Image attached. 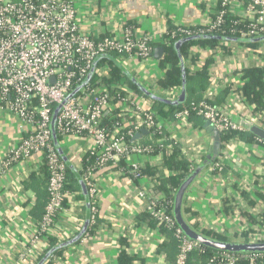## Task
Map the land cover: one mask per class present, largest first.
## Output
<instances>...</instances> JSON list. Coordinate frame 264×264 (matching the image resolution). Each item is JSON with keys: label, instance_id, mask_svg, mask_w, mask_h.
Returning a JSON list of instances; mask_svg holds the SVG:
<instances>
[{"label": "crops", "instance_id": "obj_1", "mask_svg": "<svg viewBox=\"0 0 264 264\" xmlns=\"http://www.w3.org/2000/svg\"><path fill=\"white\" fill-rule=\"evenodd\" d=\"M72 2L82 31L101 37L107 30L130 24L138 34H148L155 38V50L162 47L156 42L158 36L170 31L169 28L203 25L207 18L214 16L218 0ZM235 10L239 12L241 6L238 5ZM239 45L243 44L227 39L220 46L216 59L207 50L197 55L201 63L208 57L213 61L210 65L213 76L208 75L202 96L217 105L230 103L229 114L239 126L245 122L264 129V110L256 112L251 103L248 107L244 106L238 95H230L229 87L226 93L220 89L221 85L217 90L210 91L214 76H224L230 69L237 72L245 67L264 65V56L256 59L257 53L264 49V40L257 48L258 52L239 50ZM163 54L164 49L161 57ZM155 59L157 61L153 62L149 73L148 69L139 70L138 64L127 57L116 60L126 70L132 71V74L138 69L142 78L154 81V78L162 77L161 70H164L158 62L161 58ZM207 91L211 92V96H207ZM259 113H263V119L255 124ZM159 119L163 125L165 146L151 154L126 157L127 166L136 163L142 168L158 167L165 156L163 152L166 146L169 143L177 144L192 166H204L184 193L182 213L185 221L198 232L206 229L223 234L231 242H245V238L248 240L246 242H251L250 235L252 232L255 234L254 229H257L256 217L264 216V190L261 186L264 182V164L261 148L244 139L231 138L224 146L221 145L219 157L223 164L222 170L211 172L210 165L206 167L203 163L212 143L210 133L204 128V119L194 117L188 123L177 121L175 117L159 116ZM26 129L27 126L18 118L0 110V264H32L39 252L48 246L45 235L38 239L33 237L42 216L32 214L35 212L37 196L30 177L41 174V155L32 153L27 159L9 167L2 164L8 149L21 140ZM241 130L246 136L251 134L242 127ZM138 141L146 145V141L151 145L156 143L146 134H141ZM90 143V139L74 137L61 141V152L75 170L80 169L82 156ZM172 174V171H163L164 176ZM156 176L143 175L134 184L123 170L106 167L99 172L96 178L97 212L94 221L89 220L90 225L95 224L90 233L69 245L61 254L55 255L51 264H119L118 257L122 251L134 257L130 264H171L177 255V246L159 228L149 226L146 222L138 223L137 220L139 215L145 213V200L137 195V190L154 187ZM83 196L85 200L80 199L76 192H66L65 204L46 229L47 235L59 241L75 239L90 216L88 195L84 193ZM186 264L191 263L187 261Z\"/></svg>", "mask_w": 264, "mask_h": 264}, {"label": "built area", "instance_id": "obj_2", "mask_svg": "<svg viewBox=\"0 0 264 264\" xmlns=\"http://www.w3.org/2000/svg\"><path fill=\"white\" fill-rule=\"evenodd\" d=\"M221 5L226 7L228 13L238 16L239 21H246L243 29H231V33L237 32L240 39L264 36V0H221ZM238 5L241 10L236 12ZM213 15L201 26H176L160 34L156 42L160 46L169 45L178 36L219 29L224 21V10ZM107 31L101 37L82 31L72 0H0V110L15 116L27 126L26 134L8 149L2 164L9 167L27 159L32 153H39L46 160L49 174L48 200L33 234L34 239L45 235L46 229L62 208L66 195L63 190L65 164L56 154L51 139V119L57 107L54 128L62 136L61 141L74 137L90 139L91 142L84 153L88 152L92 160L83 168L82 180L93 205L90 208L92 221L97 212V174L130 155L151 154L155 149L165 146L161 138L156 139L154 145H146L138 141L139 138L134 139V135L145 128L146 136L150 139L155 138L156 134L164 137L163 125L152 106L151 96L173 101L179 96L181 87L161 89L156 81L158 78L148 81L139 75L138 69L133 74L127 70L147 96H137L128 87L124 77L110 87L104 85L102 79L110 68L107 63L95 65L101 55L114 53L115 59L127 57L138 64L139 70L148 69V73L157 61L153 57L155 38L152 36L138 34L130 24ZM238 49L248 50L244 45H239ZM204 50L216 59L220 45L214 48L194 47L186 58L185 64L189 71L201 66L198 59L192 58ZM262 56L264 49L257 53L256 59ZM161 71L164 75V70ZM90 73L95 80L86 81L70 95ZM225 74L213 77L210 91L217 90L219 85L222 87L220 89L229 87L230 95H238L244 106H250L247 98L237 92L244 83L240 71L230 69ZM208 75L213 76L211 66ZM208 91L207 96H211ZM229 104L213 105L203 100L193 101L188 108L179 111L175 118L188 123L190 111H194L196 115L209 120L219 133L241 130V126L229 114ZM106 114H109L110 119L119 118L112 129H107L103 122ZM262 119L263 113H259L255 124ZM256 139L262 141L261 160L264 164V141L258 137ZM172 144L166 146L164 155L170 153ZM140 168L136 163L130 166L131 182L143 176ZM222 168L218 155L211 163L210 170L220 172ZM261 186L264 190V182ZM137 195L145 200V210L151 216L166 228H174L178 243L173 264H186L190 252L199 247L196 241L188 239L178 226L175 227L173 214L168 212L163 194L152 186L137 190ZM256 223V233L250 235L251 242H264V216H257ZM211 260L216 261L214 264H238L239 260L247 264H264V252L222 251Z\"/></svg>", "mask_w": 264, "mask_h": 264}, {"label": "trees", "instance_id": "obj_3", "mask_svg": "<svg viewBox=\"0 0 264 264\" xmlns=\"http://www.w3.org/2000/svg\"><path fill=\"white\" fill-rule=\"evenodd\" d=\"M224 10L223 16V24L222 27L219 29L213 30L208 33H197L188 36H178L172 40L169 45L162 46L164 49V54L160 60H158L159 65L164 69V75L161 78H158L156 81L161 89H168L172 87H181L183 84V72L185 75V92L186 98L181 103H168L167 101L163 100L160 97H151L152 99V106L156 112L161 117L172 118L175 115L183 110L184 108H188L191 102H198V101H207L213 105L214 102H211V99L208 97L202 96L203 92L205 91L206 84L208 82V68L212 64V58H206L200 67L196 68L194 71H189L185 60L190 53V51L195 46L201 47H211L214 48L217 45L222 46L223 41L229 38L240 39L238 37L237 32L231 33V29L238 30L243 29L245 27L246 21H239V17L228 13L226 7L221 5V0H218L216 5V12L220 10ZM248 21V20H247ZM191 27V26H190ZM174 29L169 28V30ZM264 36H256L251 38L243 39V42H237L239 44H243L250 50L257 51V48L263 42ZM183 40L179 49H175V42ZM154 46V45H153ZM223 48V47H221ZM116 58L114 53L101 55L99 56L96 61L95 65H101L102 63H107L109 65V72L106 76L103 77L102 83L108 87L113 85L117 81H119L122 77L125 78V82L129 88H132L133 91L137 94L147 96V93L138 85L136 81H134L132 75L126 73L124 69L117 64L112 59ZM197 56L193 57V60H197ZM184 59V60H183ZM170 64V66H168ZM241 79L244 80V83L240 88L237 89V92L244 95L248 102L253 104L254 110L256 112H262L264 110V66H252V67H245L240 70ZM88 77V76H87ZM95 77L93 75L89 76L87 81H94ZM77 87V86H76ZM75 87V88H76ZM228 87L223 89L222 92L226 93ZM109 114L104 116L103 122L106 124L107 129H112L114 124L117 123L118 117L110 119ZM194 117H200L196 115L194 111H190L189 119ZM201 118V117H200ZM55 139L59 143L62 140V136L55 130ZM162 139L163 145L166 144L163 140V135H155V138H152L154 142L156 139ZM220 138L222 142V146L231 138H239L244 139L246 141L254 143V145H258L259 147L262 145V141H259L253 136L249 134L246 136L242 130H231L227 132H221ZM54 144V138H52ZM130 140V138L128 139ZM149 144V141H146ZM156 144V143H154ZM55 146V145H54ZM56 154L62 159V154L60 149L58 150L55 146ZM156 151V149L154 150ZM63 160V159H62ZM92 160V157L88 154V152L84 153L80 163V169L75 170L69 162L64 161L65 164V178L63 182V190L65 192H76L78 193V197L80 199L85 200L83 190H87L86 186L80 178H82L83 168L86 164H88ZM43 164L41 168V174L35 175L30 177V181H33L35 191H36V204H35V212L33 211V215L35 216H42L44 213L45 204L48 200V193H47V181H48V168L46 165L45 158H42ZM212 161H204L203 163L206 164V167L211 165ZM108 167H113V169H120L125 171V174H130V166H127L125 159H121L117 164L110 165ZM195 166L190 165V161L184 156L181 148L177 144H173L172 149L169 154L163 157L161 164L157 167H144L140 168V173L142 175H149V176H156L155 178V185L154 188L157 191H160L164 198L165 204L167 205L168 212L172 215L173 209V200L174 195L182 184V182L188 177V175L193 172ZM172 171V175L164 176L163 171ZM197 176V175H196ZM195 176V177H196ZM193 180L189 183L194 181ZM188 185V186H189ZM187 186V187H188ZM88 193V191H87ZM86 193V194H87ZM87 203L89 205V213L90 208L93 206L91 200L87 199ZM65 204V197L62 201V205ZM91 214V213H90ZM264 215V214H263ZM90 216L87 219V223H85L83 230L78 233L75 239L71 241H59L57 238L47 235L45 232V236L47 238L48 246L41 250L37 255L36 259L33 260L32 264H37L49 251L52 250L51 253L44 259L41 264H51L52 258L55 255L61 254L62 251L67 248L72 243H77L85 234L90 233L91 227L90 225ZM138 223L146 222L149 226H155L159 228L163 233L167 234L172 243L177 246V239L174 235V228H166L164 225L159 223L153 216L150 215L149 212L145 210V213L141 214L137 218ZM91 221V220H90ZM175 227L177 225L175 224ZM202 235L207 238L219 240V241H230L229 238L224 236L223 234H219L216 232H212L210 230L202 229L199 231ZM246 235V234H245ZM245 242L248 241L247 238L244 240ZM199 248L193 249L187 261L191 264H214L216 261L211 260L215 257L218 253L222 252L221 250L213 249L211 247L204 246L202 244L197 243ZM234 253H237L235 251ZM134 259L133 256H128L124 251L119 254L118 263L119 264H130ZM175 260V258H174ZM173 260V262H174ZM173 262L171 264H173ZM247 264L245 261H238V264Z\"/></svg>", "mask_w": 264, "mask_h": 264}, {"label": "water", "instance_id": "obj_4", "mask_svg": "<svg viewBox=\"0 0 264 264\" xmlns=\"http://www.w3.org/2000/svg\"><path fill=\"white\" fill-rule=\"evenodd\" d=\"M229 40L232 41H238V42H243V39H235V38H229ZM264 40V39H263ZM183 40H179L175 42V49H179V46ZM163 53V47H157L154 50V57L159 59L161 58V55ZM112 59V58H111ZM115 61L117 64H119L126 73L130 74L128 70H126L116 59H112ZM183 72V84L181 86V91L177 99L175 100H166L168 103H181L185 100L186 98V92H185V75H184V69H182ZM131 75V74H130ZM91 76V73L89 74ZM89 76L86 78V80L77 86L74 91L70 94H74L89 78ZM154 97V96H151ZM58 111V107L54 110L52 114V119H51V132H52V138H54V145L56 148L59 150L60 145L55 139V128H54V120L56 117V113ZM240 126L244 130H248L251 134L254 136L260 138L261 140L264 141V129L257 126V125H250L249 123L241 122ZM204 128L210 133L212 137V143L208 149V154L206 156V161H212L215 160V158L219 155L220 150H221V138H220V133L219 131L211 124L209 120L204 119ZM147 129L141 128L138 132L135 133L134 139H137L140 137L141 134H146ZM61 151V149H60ZM62 154V159L66 162H68L67 158ZM203 165L198 166L191 172L188 177L182 182V184L179 186L177 189L175 195H174V200H173V209H172V214L173 218L175 220L176 225L180 228L182 233L190 240L196 241L199 244H202L207 247H211L213 249L221 250V251H230V252H264V242H231V241H219L211 238H207L204 235H202L200 232L196 231L193 229L183 218V213H182V200L184 193L187 189V186L189 183L193 180V178L203 169ZM82 180V178H80ZM84 193H87V190H83ZM88 195V193H87ZM52 250H49L45 256L37 263L41 264L44 259L51 253Z\"/></svg>", "mask_w": 264, "mask_h": 264}]
</instances>
